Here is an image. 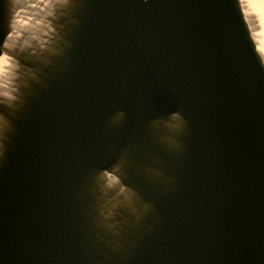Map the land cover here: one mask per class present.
Wrapping results in <instances>:
<instances>
[{
	"label": "water",
	"instance_id": "1",
	"mask_svg": "<svg viewBox=\"0 0 264 264\" xmlns=\"http://www.w3.org/2000/svg\"><path fill=\"white\" fill-rule=\"evenodd\" d=\"M0 264H264L248 0H0Z\"/></svg>",
	"mask_w": 264,
	"mask_h": 264
},
{
	"label": "bare ground",
	"instance_id": "2",
	"mask_svg": "<svg viewBox=\"0 0 264 264\" xmlns=\"http://www.w3.org/2000/svg\"><path fill=\"white\" fill-rule=\"evenodd\" d=\"M252 12L258 17V25L261 34L264 36V0H248Z\"/></svg>",
	"mask_w": 264,
	"mask_h": 264
}]
</instances>
